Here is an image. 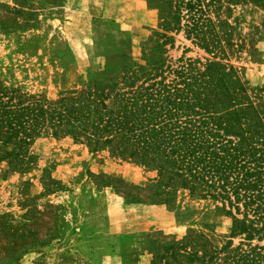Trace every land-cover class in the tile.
<instances>
[{
	"label": "rangeland",
	"instance_id": "rangeland-1",
	"mask_svg": "<svg viewBox=\"0 0 264 264\" xmlns=\"http://www.w3.org/2000/svg\"><path fill=\"white\" fill-rule=\"evenodd\" d=\"M196 1L208 10L203 21L216 23L210 36L223 53H206L187 35L189 19L200 17L187 10L172 31L167 0H0V81L56 101L125 65H144L153 42H168L156 53L168 72L188 60L198 68L216 61L234 66L255 93L264 89V0L185 3ZM5 157L0 152V264H189L176 256L195 242L201 251L204 237L218 250L242 242L229 238L232 220L220 203L164 187L156 170L108 148L93 152L49 133L18 158Z\"/></svg>",
	"mask_w": 264,
	"mask_h": 264
},
{
	"label": "trees",
	"instance_id": "trees-1",
	"mask_svg": "<svg viewBox=\"0 0 264 264\" xmlns=\"http://www.w3.org/2000/svg\"><path fill=\"white\" fill-rule=\"evenodd\" d=\"M185 1L167 0L165 24L179 31L182 9L200 16L189 19L187 35L206 53H223L212 43L218 35L210 36L216 23L202 19L208 10L202 2ZM167 43L153 42L144 65H125L108 80L93 79L56 101L27 96L0 81V152L5 159L18 158L49 133L71 137L93 152L108 148L156 170L164 187L220 203L232 220L229 238L242 239L236 248L228 241L218 250L204 237L201 251L195 242L190 254L176 258L189 264H264V89L255 93L234 66L216 61L198 68L188 60L168 72L162 57Z\"/></svg>",
	"mask_w": 264,
	"mask_h": 264
},
{
	"label": "crops",
	"instance_id": "crops-1",
	"mask_svg": "<svg viewBox=\"0 0 264 264\" xmlns=\"http://www.w3.org/2000/svg\"><path fill=\"white\" fill-rule=\"evenodd\" d=\"M107 260H108V259H105V261H104L102 264H107V262H106ZM109 261H110V259H109Z\"/></svg>",
	"mask_w": 264,
	"mask_h": 264
}]
</instances>
